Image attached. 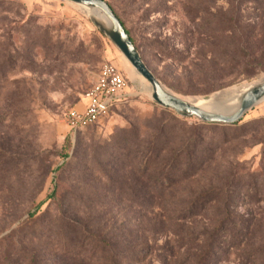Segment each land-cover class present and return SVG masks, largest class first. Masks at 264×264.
<instances>
[{
  "label": "rangeland",
  "instance_id": "1",
  "mask_svg": "<svg viewBox=\"0 0 264 264\" xmlns=\"http://www.w3.org/2000/svg\"><path fill=\"white\" fill-rule=\"evenodd\" d=\"M104 1L181 98L264 76V0ZM92 20L0 0V264H195L209 241L208 264H264V100L234 124L178 115ZM104 64L128 98L71 129Z\"/></svg>",
  "mask_w": 264,
  "mask_h": 264
},
{
  "label": "water",
  "instance_id": "2",
  "mask_svg": "<svg viewBox=\"0 0 264 264\" xmlns=\"http://www.w3.org/2000/svg\"><path fill=\"white\" fill-rule=\"evenodd\" d=\"M83 8L100 10L104 15L106 24L93 19L94 25L104 34L111 43L119 50L125 60L135 72L145 79L150 88L151 99L159 106L173 110L181 116L196 117L205 123L234 124L257 103L264 100V80L258 86L251 88L242 94L237 100L228 97V110L221 111L214 108L204 111L193 104H188L181 98L169 91L160 80L152 73L141 58L137 48L125 32L121 22L114 15L112 9L104 0H68ZM221 93L213 95L216 103L221 99ZM204 99H212L203 97ZM217 105V104H216Z\"/></svg>",
  "mask_w": 264,
  "mask_h": 264
},
{
  "label": "built area",
  "instance_id": "3",
  "mask_svg": "<svg viewBox=\"0 0 264 264\" xmlns=\"http://www.w3.org/2000/svg\"><path fill=\"white\" fill-rule=\"evenodd\" d=\"M128 83L122 72L113 64H104L91 88L85 93L81 109L72 108L66 114V123L77 129L95 121L113 105L125 101L129 94Z\"/></svg>",
  "mask_w": 264,
  "mask_h": 264
},
{
  "label": "bare ground",
  "instance_id": "4",
  "mask_svg": "<svg viewBox=\"0 0 264 264\" xmlns=\"http://www.w3.org/2000/svg\"><path fill=\"white\" fill-rule=\"evenodd\" d=\"M88 10V13L90 14L91 18L96 19L97 21L101 22L102 24H106L104 15L100 12V10L97 9H91V8H85ZM134 70V69H133ZM134 74L136 73L135 70L133 71ZM264 80V76H261L258 78V80L253 81L251 83H244L239 86L232 87L230 89L225 90L223 93H221V96H227L232 97L234 100H237L242 94L249 91L251 88L258 86L262 81ZM145 90H147L150 93L149 85L144 87ZM210 100L204 99V98H192V99H184L188 104H193L194 106H197L198 108L209 111L213 108L217 103L213 99V95L210 96ZM228 104V103H227Z\"/></svg>",
  "mask_w": 264,
  "mask_h": 264
},
{
  "label": "trees",
  "instance_id": "5",
  "mask_svg": "<svg viewBox=\"0 0 264 264\" xmlns=\"http://www.w3.org/2000/svg\"><path fill=\"white\" fill-rule=\"evenodd\" d=\"M107 3V2H106ZM108 4V3H107ZM109 5V4H108ZM109 7L112 9V11H113V13H114V15L119 19V17L117 16V14H116V12L113 10V8L109 5ZM119 21L121 22V24H122V26H123V28H124V30H125V32L128 34V36L130 37V39H131V41L133 42V44H134V41H133V39H132V37L129 35V33H128V31H127V29L125 28V26H124V24L122 23V21L119 19ZM135 45V44H134ZM136 47V46H135ZM142 58V57H141ZM113 107V106H112ZM66 142H68L69 140H68V137H66V140H65ZM52 195H50V197H51ZM217 196V195H216ZM232 224V223H231ZM230 224V225H231ZM230 225H227V223L223 226V228H226L227 230H229V227H230ZM215 243L213 242V241H209V244H208V246H207V248H206V250L205 251H203V253H202V256H201V258L195 263V264H208V259L212 256V252H213V248L215 247Z\"/></svg>",
  "mask_w": 264,
  "mask_h": 264
},
{
  "label": "crops",
  "instance_id": "6",
  "mask_svg": "<svg viewBox=\"0 0 264 264\" xmlns=\"http://www.w3.org/2000/svg\"><path fill=\"white\" fill-rule=\"evenodd\" d=\"M82 107H83V105H82ZM82 107H81V108H82ZM81 108H79V109H81Z\"/></svg>",
  "mask_w": 264,
  "mask_h": 264
}]
</instances>
